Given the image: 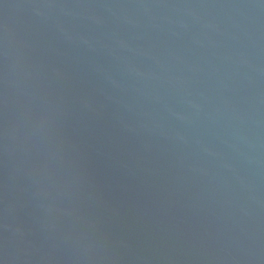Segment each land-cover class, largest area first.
I'll return each instance as SVG.
<instances>
[{
    "label": "water",
    "instance_id": "95a60500",
    "mask_svg": "<svg viewBox=\"0 0 264 264\" xmlns=\"http://www.w3.org/2000/svg\"><path fill=\"white\" fill-rule=\"evenodd\" d=\"M0 264H264V0H0Z\"/></svg>",
    "mask_w": 264,
    "mask_h": 264
}]
</instances>
